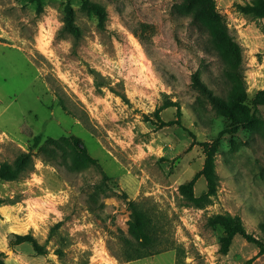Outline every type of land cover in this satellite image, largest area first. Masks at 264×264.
<instances>
[{"label": "rangeland", "instance_id": "374dc122", "mask_svg": "<svg viewBox=\"0 0 264 264\" xmlns=\"http://www.w3.org/2000/svg\"><path fill=\"white\" fill-rule=\"evenodd\" d=\"M253 1L216 0L241 51L245 104L263 122L230 133L231 119L192 87L197 71L222 96L234 81L187 0H0V167L22 153L34 163L17 180L0 178V264H176L177 247L187 264H264L239 234L223 254V228L207 224L229 213L264 244V105L254 102L264 18L244 11ZM63 138L95 163L43 152ZM216 140L212 203L185 206L180 185L209 190L203 144ZM132 201L162 220L170 248L128 257Z\"/></svg>", "mask_w": 264, "mask_h": 264}, {"label": "trees", "instance_id": "16d2710c", "mask_svg": "<svg viewBox=\"0 0 264 264\" xmlns=\"http://www.w3.org/2000/svg\"><path fill=\"white\" fill-rule=\"evenodd\" d=\"M187 3L191 7L193 17L203 19L211 27L215 46L229 60V66L226 67L225 72L234 81V88L228 92L227 96H222L209 88L203 81L200 72L197 71L192 76L193 89L206 98L221 114L231 119L234 126L229 130L230 133L237 132L240 124L263 123L256 116L255 112L257 109L251 113L245 104L248 100V94L239 72L241 51L237 43L230 36L228 27L216 8V0H187ZM97 10L100 14V10ZM244 11L253 14L255 17L264 18V0H254L252 4L244 8ZM254 102L256 105H264V90L256 94ZM242 109L246 111H241ZM64 141H66L65 138L59 140L47 139L45 146H43V152L48 153L54 159L57 157H60L64 161L71 159L72 163L78 166L95 163L94 160L86 155L79 142L75 146L69 144L72 148L67 149L64 147ZM218 142L219 140H216L212 145L208 143L203 144L207 153L203 174L208 182V192L197 196L194 193V179L179 186V193L185 206L204 209L212 203L211 196L215 194L217 188V175L213 155L218 147ZM46 145H49V148H46ZM33 169L32 154L22 153L13 163L6 162L1 165L0 178L14 181L22 177L25 172L32 171ZM4 203H6V200L0 198V205ZM130 210L128 232L133 239L125 240L131 251L128 256L130 259H141L158 255L170 248L171 244L166 237L165 225L153 210L146 209L141 203L136 201L130 202ZM207 224L211 228H215L216 226L223 228L224 237L221 238V252L223 254L229 252V247L237 234L241 235L248 242L255 243L260 248V253H264V244L246 231L242 221L238 217L232 216L229 213H217L209 216ZM21 242H32L37 250L40 249V246L30 235H17L14 243ZM175 249H177L176 264H187L184 258V249L181 247ZM251 263L252 260H249L248 264Z\"/></svg>", "mask_w": 264, "mask_h": 264}]
</instances>
